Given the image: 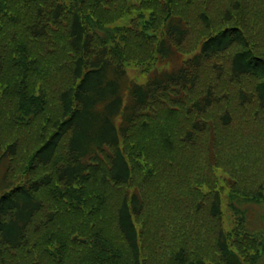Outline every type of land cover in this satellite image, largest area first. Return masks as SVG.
<instances>
[{
  "label": "trees",
  "instance_id": "obj_1",
  "mask_svg": "<svg viewBox=\"0 0 264 264\" xmlns=\"http://www.w3.org/2000/svg\"><path fill=\"white\" fill-rule=\"evenodd\" d=\"M255 2L0 0V31L10 21L18 23L9 40L0 33V76L9 72L8 58L20 72L7 85L0 83V123L2 91L13 88L20 100L11 119L28 133L24 141L32 140L29 148L21 137L3 141L0 131V257L21 259L18 264H145L147 237L140 221L150 207L144 179L164 165L169 180L178 178L181 187L150 193V200L169 209L166 223L177 220L175 201L185 203L183 216L192 219L174 226L170 263L257 264L264 237H249L241 227L225 230L221 188L209 182L204 196L196 183L221 169L237 186L239 157L246 166L257 160V179L248 176L246 187L258 193L245 198L264 201V14H253L243 26V5L256 12ZM235 12L242 24L235 22ZM133 61L148 74L144 82L129 77L125 66ZM224 79L227 92H233L231 85L254 82L239 88L233 112L228 99L227 105L218 103ZM219 105L216 115L209 114ZM146 127L151 131L138 137ZM161 129L170 131L171 142L167 155L158 158ZM243 142L259 143L261 155H250L256 149ZM200 144L207 146L204 156ZM177 150L195 158H180ZM90 198L97 207H86ZM111 199L115 204L102 209ZM95 208L106 217L99 220ZM0 264H8L6 258Z\"/></svg>",
  "mask_w": 264,
  "mask_h": 264
},
{
  "label": "rangeland",
  "instance_id": "obj_2",
  "mask_svg": "<svg viewBox=\"0 0 264 264\" xmlns=\"http://www.w3.org/2000/svg\"><path fill=\"white\" fill-rule=\"evenodd\" d=\"M255 1H256L255 2L256 5H254V7L256 8L255 9L256 12H253V9H251L250 5H249V7H246V5H243V6H245V7H243V11L247 12L246 20L243 21L244 27L246 26V22H248L247 19L253 18V14L257 13L256 17H258L259 15L262 16V13L264 14V0H255ZM257 1H259V2H257ZM21 19H22V17H21ZM27 19L28 18L24 17V21ZM263 19H264V16H263ZM128 21H129V19H127V22ZM235 22L242 24L241 20L238 21L237 12H235ZM116 24H119V23H116ZM159 24H160L159 27L162 28V23L159 22ZM17 25H18L17 21H10L9 24H6L4 26V28L2 29V31H0V33L2 34L1 39L6 40V41H7V39L9 40V38H11V33L12 32H13V34L16 33L14 30H16ZM160 31L161 30L158 29V31L156 33L160 34ZM159 36H161V35H159ZM260 36L262 38H264V35L262 33ZM59 40H61V38ZM2 43L4 45H6V42H2ZM263 44H264V42H259V48H261L263 46ZM187 46H188V42H187ZM8 49H9V47H8ZM14 61L15 60L9 61V58H8L6 65H7V69L9 72L4 77L0 76V83L7 85L6 82H10L13 79L10 75H16L17 73L20 74V72H18L17 69L13 68V66L17 67V65L13 64ZM133 62H131L125 66L129 77L133 78L137 82H144L147 79L148 74L145 72H142L139 69L140 65L138 66L135 64V62L134 63ZM211 71L213 73L212 69H211ZM213 75H214V73L212 74V76ZM20 78H21V76H20ZM223 78H225V77H223ZM225 81H226V85H225ZM225 81L221 84L224 87L223 88L224 91L222 89H219L220 93L218 92L219 97H220V100L218 103H220L222 105H227L224 101L226 99H228V106L227 107L229 109H231V111L233 112L235 109L231 105L233 104L234 107L236 108L237 105L239 104V99L237 98L239 88L245 89L247 86L249 88H251L254 82L250 81V80H245L246 82H243L240 85L239 84L231 85L233 92H231V91L227 92V87H229V85H228L227 79ZM19 95L20 94L17 93L13 88L6 90V91H2V103H1L2 119H1V123H0V131H1V135H2V133L4 134V135H2V137L4 138L3 141H9V139H14V138H18V137H21L22 141H24V138L28 135V133H23L21 130H20L21 132H19V130L16 129V125L18 126V123L17 122L15 123L13 121V119H11L12 111L15 108L17 109V105H18V102L20 100ZM190 101H191L190 99H187L188 103ZM50 105H52V104H49V106ZM222 105H219L220 108L218 106H215L212 109H209L210 110L209 114L216 115L219 112L218 110L222 109V107H223ZM232 108H233V110H232ZM52 110L57 111L56 108L52 109ZM213 119L214 118H210L209 121L210 120L214 121ZM180 122H185V119H181ZM141 125H144V123H142ZM188 126H189V120H187L185 129ZM146 128L147 129L144 132H141L138 130L137 136L138 137H140V136L145 137L147 131H151V130H148L149 127H146ZM181 128H182V126H181ZM164 129H167V126ZM164 129L156 130L160 134V136H159L160 144L158 145L159 146L158 158H160L161 155H167V153L169 152V144L171 142V134H170V131H167L164 134V132H163ZM143 130L144 129L142 126V131ZM32 132H33V135L32 134H30V135L33 136V138H37L36 131H32ZM137 136L133 137L132 140L138 138ZM29 138H31V137H29ZM24 142H25V147L29 148V146H30L29 142H32V140L31 141H24ZM243 145H245L248 148H255L256 149L255 152L250 151L251 152L250 155L254 156L256 159H257V156L261 155L260 153L258 154V151H257V147H258L259 143L257 146H255L253 142L251 144L249 142H246V143L243 142ZM160 146H161V148H160ZM25 147H24V150H25ZM206 148H207L206 145L200 144L198 146V149H200L199 154L204 156V154H206ZM184 152L182 154L181 150H177L176 155H179L180 158H183L185 160L195 158L194 156H191L190 154L186 155V153H184ZM218 153L219 152L217 151V154ZM228 153L229 152H227V154ZM61 154H62V156H60L59 158H60V160H63L64 152H61ZM222 154L226 155L225 152H222ZM150 155H151V159L155 162L154 154H152L150 152ZM230 156L235 157L234 155H230ZM229 157H228V159H226L227 161H229ZM23 158H24V156L19 158V160H18L19 166L18 167L22 166ZM239 159L241 161V165L239 167H237V170L239 172L241 171L242 173H244L246 175H245V177H242V176H240L241 175V172H240L239 177H241L242 180H241V182L238 183L237 186L235 184L236 183L235 180H233V179L226 180L228 178L222 173L221 169H219V170L214 171V173L211 172L210 179H208V180L203 179L202 181L196 182L198 188L200 187L198 193H200L199 195H204V196L207 195L209 193V189H207L206 186L207 185L209 186V182H214L217 187L221 188L219 190H220L221 196H222L223 214H222V219L220 220V222H221V225L223 227H225V230H228L229 232H231V230H233L234 228H238V227L240 228L241 227V230H243L245 233H247V235L249 237H256V236L257 237H264V201L260 203V202H256L254 200H250V199L245 198L248 196L255 198L256 194L258 193V190H256V187H254V189L246 187V184H248V182H247L248 176L251 177V180L257 179V176H258L257 160L256 161L250 160V162L247 160V166H246V161H245L246 159L242 160L241 157H239ZM240 161H238V162H240ZM17 163L18 162L16 161V163L14 164L15 168L17 167ZM160 163L166 164L165 161L159 162V164ZM198 170L199 169L196 167L194 169V171H192L191 174L194 175V172L198 171ZM140 171H138V173ZM157 172H159V175L156 174ZM170 176L171 175L169 172V167L166 168V166L160 165L157 171L154 170V167H153L152 173L147 174V176L144 179V181H145L144 185L147 187V191L149 193V194L146 193L148 196V198H146V204H147V207H150V212H149L148 217L145 216V214H146L145 213L142 220L140 221V225L145 226L144 232H145V235L148 239V240L146 238L143 239V246H145V250H144V254H143V256L145 258V264H169L170 258H168V257H170V256H169V251H168L169 248H167V246L169 245L171 239L176 237V241H177V230H175V228L177 226L185 224V222L187 220H190V221L192 220L190 218L191 215L188 217V219L183 216V213L185 214V211H186L185 203H180V205H177V201H175L176 205L174 206L173 210L177 213V216H178L177 220L174 224L166 223L165 221L167 219L170 221V219L166 217L169 209L168 208L163 209L161 207L157 208V203H163V202L162 201L158 202L159 200H156V199H154L155 201H153L152 199L150 200V198H151L150 193L153 196H157L159 194H165V193L169 194L171 191L175 192L181 187V185L178 186L179 179L173 177L174 180L170 181L169 180ZM139 181H140L139 178H137L136 185L141 183ZM186 181H189V180H186ZM167 182L169 184L174 183L176 187L172 188L171 190L170 189L168 190L167 188H165V184ZM146 183L148 185H146ZM124 191H127V189H125ZM124 191H122L121 193H123ZM238 194H240V195H238ZM187 199L192 200V198H187ZM65 200H66V202H63V204H66L69 201L68 199H65ZM115 200L116 199H111V200L105 201V203L102 204L103 205L102 209L104 207H110L112 204L114 205ZM97 201L99 202V200H97ZM148 202H149V205H148ZM85 205H87L86 206L87 208H90L93 206L97 207L96 200H93L92 198L88 199V201L86 202ZM94 215L97 216L99 220L100 219L102 220V219H104V217H106L107 214H106V212H104V214L99 215V209L95 208L94 209ZM198 218H199V215L197 216L196 220ZM91 223L93 225L95 224L92 221H91ZM215 224L217 226L218 222H215ZM167 225H170V227L168 228ZM174 226H176V227H174ZM187 227L188 226L186 225V228ZM147 228L150 230H148ZM208 228L211 229L210 227H208ZM185 230L186 229L182 230V232L184 231L183 233H185ZM192 231L194 232L193 234H195V235L197 234L196 228H193ZM104 236L106 237L107 234L104 233ZM158 236H160V237H158ZM156 237L162 239L165 245H163V246L161 245L159 247V243H158ZM184 238H185V236H184ZM182 244H184V243H181L179 245V247ZM258 249L261 250V252H262L263 246L262 247L259 246ZM113 250H117L116 252L119 253V255H121L123 253V250L121 251V247L118 248L116 246V243H115V246H113ZM190 250L192 251V248ZM10 257L14 259V260H12V261H14L13 263L18 264V263L22 262L21 259H16L12 256H8V254L6 256L4 255V257H0V258H4V260L6 258V263L9 264L10 263L9 262ZM124 257H125V255L123 256V258ZM184 257L186 258L185 255H184ZM125 258L128 261L127 257H125ZM189 259H197V258H189ZM123 263H125V259H123ZM170 264H177V262L172 261ZM257 264H264V256H262L260 258V260L258 261Z\"/></svg>",
  "mask_w": 264,
  "mask_h": 264
}]
</instances>
